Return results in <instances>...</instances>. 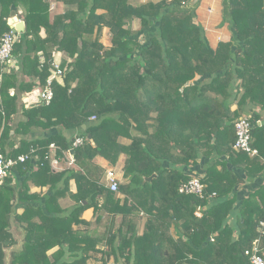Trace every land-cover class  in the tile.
<instances>
[{
  "label": "trees",
  "instance_id": "16d2710c",
  "mask_svg": "<svg viewBox=\"0 0 264 264\" xmlns=\"http://www.w3.org/2000/svg\"><path fill=\"white\" fill-rule=\"evenodd\" d=\"M55 1L68 9L52 16L47 0H0V40L12 11L25 25L15 67L0 69V152L29 157L0 184V264L16 244L13 224L22 242L8 264H87L94 254L102 264H250L244 252L264 220V0L223 5L232 34L216 47L191 0ZM56 53L62 84L52 82L48 105L26 106ZM242 115L253 125V158L232 148ZM75 137L85 139L72 153L76 168L52 170L50 158L61 165ZM97 159H122L117 193ZM199 160L202 198L179 194L191 178L184 169ZM256 181L239 199L236 188ZM67 197L73 206L63 209ZM260 248L264 256V236Z\"/></svg>",
  "mask_w": 264,
  "mask_h": 264
},
{
  "label": "built area",
  "instance_id": "2783aa9c",
  "mask_svg": "<svg viewBox=\"0 0 264 264\" xmlns=\"http://www.w3.org/2000/svg\"><path fill=\"white\" fill-rule=\"evenodd\" d=\"M8 24L10 26V31L5 33L0 40V69L3 71L6 67L14 68L15 60L12 57V50L14 44L16 43L18 37L21 33L13 32L14 26L11 22ZM42 60V59H41ZM50 76L46 80L45 87L43 89L34 90L30 94L26 95L23 99H28L29 97L35 96V102L32 100L31 105H35L38 103H44L48 105L52 98L53 92L51 89L52 82H57L58 84H62V77L65 73V70L60 69L59 62L51 63ZM13 95V93H10ZM95 118L92 117L91 120ZM252 122L250 115H242L234 122V132H235V140L233 143V150L236 152L245 153L248 157L253 158L257 156L258 152L255 148L251 146V132H252ZM85 139L82 137H75L71 144V151L75 148H78L84 144ZM54 145L50 146V151L54 150ZM28 155H20L16 159H7L5 160L3 155L0 152V184L8 174L9 170L16 166L19 163H24L28 160ZM50 167L54 170L59 169L60 161L58 159L50 158ZM64 162L67 168H72L75 166V159L73 154L67 153V155L61 160ZM119 177L118 174L114 171V169H106L104 172V186L113 193L118 192L119 186ZM204 186L201 183L200 176H193L188 181L183 182L179 185L177 191L179 194L183 195H194L196 197L202 198L203 196ZM214 196V194H213ZM197 217H200V210L198 209L195 212ZM258 231L260 236L252 243V246L249 250L244 252V255L248 257L250 264H264V256L261 253L260 248V237L264 236V220L259 222ZM106 264H116L114 262H107Z\"/></svg>",
  "mask_w": 264,
  "mask_h": 264
},
{
  "label": "crops",
  "instance_id": "0c3cea01",
  "mask_svg": "<svg viewBox=\"0 0 264 264\" xmlns=\"http://www.w3.org/2000/svg\"><path fill=\"white\" fill-rule=\"evenodd\" d=\"M49 2L50 5V14L53 16L54 14H59V13H63L65 10L68 9L67 6L62 5L60 3H57L55 0H47ZM222 10H223V0H200L198 7L196 8V22L198 24H200L202 26V28L204 29L205 32V36L206 39L208 40L209 44L211 45V47H216V45L219 42H229L230 38H231V30L229 29L227 24H222ZM18 11H17V16H18ZM10 20V18H9ZM11 22V20L9 21ZM132 30L136 31L139 28V22L138 21H133L132 23ZM104 34H108L109 32L105 29ZM108 42V41H107ZM54 60L60 62L61 60V54L60 53H56L54 55ZM36 100L35 96L29 97L28 99H25L23 101V103L27 106L29 104H31V101ZM235 109V106L232 107V110ZM255 113H259L258 109H254ZM264 115V113H263ZM258 124H263L264 125V116H262V120L258 122ZM96 162L98 164H100L103 168H104V172L106 169H114V171L118 174L119 177V181L121 178V162L122 159L119 161V164L116 167H111L108 166L105 162H103L101 159H97ZM205 160H199L198 165L195 167H191L190 169H184V172L186 175H188L189 177H193V176H200L203 173V164L205 163ZM66 167L65 163L62 162L60 165V168L54 171H59L61 170V166ZM72 168H76V165ZM22 179H16V181H21ZM122 181V180H121ZM257 181L256 182H252V183H245L243 185H240L236 188V192L238 194V198L240 199L241 197H243L245 195V193L250 190L253 189L254 187H256L257 185ZM68 192H74L75 191V183L74 181H70L69 185H68ZM47 192V188H35L32 187L30 189V194L32 193H39L41 195L45 194ZM34 207L39 206L38 203H34L33 204ZM60 207L63 209H68L70 207L73 206V202L67 197L64 199L60 200L59 203ZM17 210H20V205L16 206ZM83 218L86 220H90L91 219V212L90 210H87L84 214H83ZM36 221H38V219H36ZM83 228V227H81ZM94 228V227H93ZM140 231L142 230V226L140 224L139 226ZM100 231V230H99ZM12 235L16 241V244L14 246H12L11 248L6 250V256H5V263L8 264L9 262V257L10 254L13 251H17L19 250L20 246H21V242H22V231L17 227L15 224L12 225V229H11ZM56 249L50 251L49 254H52ZM87 264H102V262L99 260V255H93L92 260H88Z\"/></svg>",
  "mask_w": 264,
  "mask_h": 264
},
{
  "label": "water",
  "instance_id": "95a60500",
  "mask_svg": "<svg viewBox=\"0 0 264 264\" xmlns=\"http://www.w3.org/2000/svg\"><path fill=\"white\" fill-rule=\"evenodd\" d=\"M200 0H191L189 3L186 4L187 8H197L198 4H199ZM230 0H223V5H228ZM10 20L11 23L14 26L13 32H18V33H23L25 30V25L24 22L18 18L17 14L15 11H12L10 13ZM87 140H90V137H87ZM71 154L73 153V151L70 152ZM155 177V175H152L151 177L145 179V181L150 182L153 178Z\"/></svg>",
  "mask_w": 264,
  "mask_h": 264
},
{
  "label": "rangeland",
  "instance_id": "374dc122",
  "mask_svg": "<svg viewBox=\"0 0 264 264\" xmlns=\"http://www.w3.org/2000/svg\"><path fill=\"white\" fill-rule=\"evenodd\" d=\"M145 1H147V0H140V2H145ZM19 13V12H18ZM19 18V17H18ZM109 39H110V36L108 35V34H103V36H102V43H103V45H108V42L107 41H109ZM54 62H58V61H56V60H54ZM63 162V161H62ZM59 168H60V166H59ZM67 168V167H66ZM121 180L122 179H120V182H121Z\"/></svg>",
  "mask_w": 264,
  "mask_h": 264
}]
</instances>
